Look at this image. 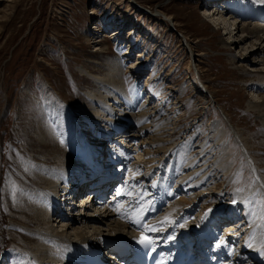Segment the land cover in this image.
<instances>
[{"label": "rangeland", "instance_id": "1", "mask_svg": "<svg viewBox=\"0 0 264 264\" xmlns=\"http://www.w3.org/2000/svg\"><path fill=\"white\" fill-rule=\"evenodd\" d=\"M215 1L222 6L230 3L229 0ZM232 2L231 7L240 11H247V4L258 12L264 9L260 4L263 2ZM211 5L213 0H0V193L3 191L1 203L4 209L0 210V227L4 232L0 240V264H36L32 251L37 244L30 242V235L35 231L26 229L28 225L23 226L22 215L32 217L34 211L25 203L36 205L35 197L31 201L32 195L40 194L43 190L31 184L42 182L41 170L59 173V163L48 165L41 162L54 154L59 155V160H64L60 151L70 155L69 144L62 140V136L64 132L73 133L76 129L75 123L83 113V107L94 104L100 112L105 108L97 105L93 98L95 93L103 91L84 72V69L94 75L104 72L101 66L106 61L93 53L96 45L108 48L109 54L105 59L121 60L125 71L135 65L131 68L132 73L127 75L129 91L134 87L139 88V105L149 98L148 108L152 118L148 122H138V106L132 112L133 118L130 115L126 121L119 118V122L123 123L117 124L123 127L129 122L132 127L130 134L134 139L144 141L143 146H138L139 142L126 144L127 139L114 136L127 148L129 159L134 157L131 162L139 161L144 165L135 172L140 173L137 177L141 175L138 187L152 190L155 178L147 180L153 171L154 175L163 174V181H167L172 173L169 169L176 164L174 160L170 161V157H159V149L156 145H150L153 139L149 137L159 131L156 127L159 124L165 125L166 139L169 140L167 148L171 151L180 145L174 150L182 151L175 168L177 171L174 174L178 177L174 180V189L181 185V182L177 183L185 174L181 166L189 164L190 158L193 161L205 154L203 156L208 159V165L226 159L224 168L229 169L228 175L224 177L218 173L216 179L208 180L206 185L216 191L213 195L210 191L206 192L208 197L204 194L208 204L202 203L203 208L209 209L216 204L226 206L235 194L240 196L255 183L264 181V124L257 110L253 109L255 96H264V90L255 86L259 83L257 72L249 73L252 69L247 64L234 62L245 51L238 48V43L228 47V31L218 29L204 15V9ZM262 16L263 20L248 16L243 21L263 25ZM168 17L172 21L168 22ZM117 28H120V35L110 40L105 38ZM129 32L133 33L129 40L133 44L130 54L126 43ZM96 39L103 42L89 45ZM263 58L256 55L258 61ZM98 61L103 62L102 65ZM263 63L256 67L257 71L263 72L262 76ZM203 86H207V90ZM53 110L56 112L52 113ZM60 117L65 121L56 123L54 120ZM48 122L52 126L47 125ZM144 126L150 127L152 133L148 131L143 136L132 133ZM218 127L225 131L220 145L214 133ZM81 132L77 134L91 136L89 132ZM53 141L57 144L41 152L42 146ZM223 144L226 146L225 152L221 151ZM140 147L141 151L137 153L136 149ZM149 161L154 164L148 165ZM161 163L165 164L164 168H161ZM210 168L205 171H210ZM184 186L190 195L180 190L182 193L174 203H193L192 189L185 183ZM261 188L252 192V195L255 193L253 198L248 196L250 200L245 198L235 214L227 213L228 210L223 212L224 216L231 218L228 222L234 224L243 217L252 221L254 232L258 231L254 241L260 238L257 244L260 253L264 252V188ZM77 198L71 200L72 205ZM9 207L22 208L23 211H14L13 214ZM78 209L76 206L72 210L69 207L68 214L72 217ZM53 223L58 225L56 230L60 233L68 228L61 227L58 221ZM226 223L220 225L224 227ZM85 227L82 230L84 234H95L94 230ZM223 227L220 233L226 235ZM99 231L105 238H113ZM251 235V230H248L239 241L233 238L232 246L243 252L246 248L243 240H249L248 237L252 239ZM65 237L78 242L75 231L71 229ZM95 242H98L97 239ZM245 250L248 254L244 253L242 258L246 256L248 259L254 255L253 251Z\"/></svg>", "mask_w": 264, "mask_h": 264}, {"label": "bare ground", "instance_id": "2", "mask_svg": "<svg viewBox=\"0 0 264 264\" xmlns=\"http://www.w3.org/2000/svg\"><path fill=\"white\" fill-rule=\"evenodd\" d=\"M220 1L222 2V0ZM229 1H230L229 5L222 6L220 5L221 3H218V1L216 2L215 0H213V5L204 9L206 12L204 15L209 17L212 20L213 25L216 26L218 29L220 30L225 29L226 31H228L227 35L229 36V42L226 43L228 47L236 46L235 44L238 43V48H242V51H245V53L241 56V58L234 60V62L238 61L237 64L238 63L247 64L252 69L249 70V73L257 72L256 76L259 83L256 84L255 86L259 89L264 90V76H262L263 72L260 70L257 71L258 69H256L257 65H260V62H264L263 60L264 58L262 59V61L256 60L257 54L261 57H264L263 56L264 55V24L260 25L256 22L251 24V22L244 23L245 21H243L248 16L250 17V19H252V17H255L263 20L262 15H264V9L259 10L258 12L256 10H253L254 8L250 7V5L247 4V7L245 6L247 11L246 10L240 11V9L238 10L235 7H231L230 4H233L234 2L231 3V0ZM247 1H250L252 3L253 1L257 3L260 2L264 3L263 0L262 1L247 0ZM214 3H216V5H214ZM260 4L264 7V4L262 3ZM93 12L94 11H92V13ZM237 18L241 20L240 21L238 20L239 21L238 22ZM167 21L170 22L172 21V19L168 17ZM236 27L237 29H235ZM94 29H96V27ZM119 31L120 28H117V30H115L113 34L110 33L111 35H109V37L108 36L107 37L104 36V37L110 40L111 38L120 35L121 32ZM235 31H238L237 34H234ZM129 34L130 36H128L126 43L128 44L127 49H128V53L130 54L133 49V44H131V41L129 40H131L133 33L129 32ZM102 42L103 40L96 39L94 42H90L89 45H94V43L96 45V43L100 44ZM95 48L96 49L94 50L93 53L98 54L100 56V59L106 61V63L103 65H102L103 62L101 63V61H98V63L102 65L101 68L104 67L103 68L104 72H100L95 75L88 73L85 69L84 72L90 76L89 79L93 81V84H96V87H98L100 91H103V92L99 91L100 94L95 93V95H93V98L95 99V102L98 103V104L96 103L97 105H100L101 107L105 106V108L100 112L99 108L95 107L96 105L94 106V104L85 105L83 107L84 111L82 114L79 115V118L76 120L75 123L77 125L76 129H74L73 133L64 132L65 134L62 136V140L63 141L65 140L69 144L68 152L69 151L71 152L70 155L65 153L66 151L64 152L60 151V154L62 156L64 155L65 158L64 160H59L58 158L59 155L56 154L55 156L54 154L51 156L48 155L49 157L47 156V158H43L45 161L43 160V162H41L48 165L49 164L54 165L57 162V164L59 163L58 167H60L61 170L57 174H52L50 172L45 173L43 170H41L40 174L42 177L41 178L42 182H38L39 184L33 183L31 185L40 186L41 190L43 191H41L40 194H38L39 193L38 192L36 195L34 196L32 195L31 201L33 202V198L35 197L36 205L32 206L31 203L28 202L25 203L26 206L30 207V209L34 211L32 212V217L22 215V219H23L22 224L25 227L28 225L26 229L32 232L35 231L30 235L32 237V240H30V242L37 244L35 250L32 251V253L36 257V261H35L36 264H79L80 262L83 261L84 257L88 255V251H91V249L94 250L96 248L95 247L96 243H98L99 240H101L102 238H105L104 235L100 233L99 230L109 234L105 236L113 237L111 239L131 237L132 234H134L132 227H134L137 224V222L140 220L139 218L143 215V211L147 206H154L155 208L162 209V206L166 205L165 201L167 203L168 201L169 202L171 201L170 190L172 186L170 187L167 186L169 180L164 185L166 189L164 187H159V186L156 189L157 187L156 183L154 184L155 189L159 190L160 193L163 194V196L162 198L158 199V201L151 200L149 202H146L147 201L146 197L144 196L140 197L139 196L141 195L140 193L137 194L139 197H135V193L130 192L131 187L129 185L130 182H128L129 192L125 194L126 201L124 202V204L117 206V208L114 209V211H111L109 209L107 211H104V209H102L98 217L96 214H93L91 212L87 216L82 218L77 217L76 214L72 215V217L70 213L68 214L69 207H71L70 201L73 198H75V196L78 197L76 199L78 203L76 204V208L79 209L82 208L81 212L80 213L78 212L79 215H82L84 207L85 208L88 207L89 197L87 198L88 196L87 193L85 192L76 193L75 188L78 187L77 185L78 182L86 181L88 177V173H85L86 172L85 168L92 165L100 166V162H103L105 161L106 158H108L106 157V155L113 156L110 159V161H112V164H114L115 166L118 165L119 169H123L122 172H125V174H129V179H131V182L135 180V178L136 181L139 180V177L141 175L137 177L140 173H135V172H137L139 168L140 169L143 168L144 165L141 164V162L139 161L137 162L135 161V163L131 162L132 160H134V157L131 156V159H129L130 155L129 157L127 156V150H126L127 148H125L123 145H121V143L116 141L115 140L116 137L114 136L119 135L120 139L122 138L127 139L128 142L126 144L130 142H134V144L136 142H139L138 146L142 147L144 141L141 142V140L140 141L136 140L134 139L133 135L130 134L132 131L131 130L132 127L130 126L129 122L128 124L126 123L127 125L124 124L125 126L123 127L117 126L118 123L121 125L123 123V122H119V118H123L125 121L127 120L126 118L128 117V115H130V117L133 118L134 114L132 115V112L137 110L138 106L140 107L138 109V115H139L138 122L144 124V122L152 118V116L149 114L150 109L148 108L149 98H145V100L141 102V105H139L138 102L140 100V91L138 90L139 88L134 87L129 91L127 85L128 83L127 75L129 73H132L131 68H133L135 65L131 66V68H126L125 71L122 68L123 65L121 60L119 59L115 60L112 58L105 59V57H107V55L109 54L108 48L98 47L97 45L95 46ZM262 65H264V63ZM241 66L242 65H240V67ZM203 87L205 90H207V86L206 87L203 86ZM148 94L150 93L148 92ZM255 98H254L256 100L255 105L252 103L251 104L252 106L254 105L253 109L257 110V112L259 113L260 120H262L264 124V96L262 97L255 96ZM55 112L56 110L52 111V113ZM54 121L56 123L59 122V124H61L65 121V119L60 117ZM47 125L52 126L49 122L47 123ZM102 125L105 127H103ZM156 127L159 129V131L155 132L154 134L150 132V127H145V126L139 127L137 132L134 131L132 133L137 136L139 135L143 136L145 132L149 131L150 134L152 133L149 139L150 138L153 139V143L151 142L150 145L153 147L156 145L155 147L159 149V151L157 152L159 154V157L160 155L162 157L167 156V158L170 157L169 158L170 161L174 160V162H176V164H174L172 168L169 169L172 171V173L168 170V172H170L169 177L171 178L170 180V185H171L174 179L178 177V176L175 177L176 174L174 173L177 171V169L175 168L177 166L178 160L182 157V151L179 149L176 151L174 150L177 147L179 148L180 145L176 146V148L174 147V149L170 151L167 148V143L169 140L166 139L167 136L165 134V129H164L165 125L159 124V127L158 126ZM56 131L59 130L56 129ZM79 131H82L81 133L84 134L86 132L87 133L89 132L90 133L89 135H91L88 136L89 140L88 137L87 136L85 137L83 134H80L79 136L77 134L79 133ZM214 131H215L214 133H216V137L218 138L217 143H219L220 145V142H222L225 138L224 137L225 131L224 130L222 131L221 128L219 127L216 128ZM54 143L56 142L53 141V143L51 142L46 143V145L42 146L41 152H45V150L48 149L49 146H52V144ZM141 147L136 149L137 153L141 151ZM222 148L223 150L221 151L225 152L226 146L224 145V147ZM218 149L219 148H217V150ZM202 150L200 153H202ZM147 155H150V152H147ZM203 155L205 156V154ZM174 156L176 157V159L171 158V157L175 158ZM202 156L200 159L197 158L193 161L192 158H190L188 161L189 164L185 166L187 170H185L184 165L181 166L185 174L184 175L182 174L183 176L180 178V181L177 182V183L181 182L180 185L181 187L179 186L177 188L179 194L183 192V193H189L190 195V192L186 190L184 183L186 184V186H189L192 189L191 194L193 192V195H191V201L193 203L192 204L191 203L182 204L181 202L171 203L167 209L161 212L155 220H153L151 223L148 224V226H146V229H148L149 231H156V229L154 228L156 226L158 227L159 225L160 226L163 225L166 228H168L171 225H173V223H176L177 226L179 225V223L185 225V223H187L188 220L187 218L188 214H191L194 211L198 212L202 210L204 214L201 215L202 216L207 215L208 217H210L211 221L214 222L215 225L218 223L222 224L227 222L224 225L225 228L224 233L226 234L225 235L226 237L236 238L239 241L240 239H242V234H245L246 232H248V230H251L253 235V236L251 235L252 239L251 237H248V239L250 238L249 240L247 241L245 239L243 240L244 245H246V249L254 252L253 255L254 259L251 257L252 259H250L251 260L250 262L252 264H264V252L260 253V248H257L258 247L257 244L259 243L260 238H258V241H254L255 237L258 236L257 235L258 231L254 232L255 229L253 227V223H251L252 221L247 220L246 217H243L242 220L239 219L238 221H235L234 224L231 221L228 222V220L229 219L231 220V218L224 216L223 213L224 211L228 210L227 213H231L232 215L235 214L238 211V209L243 205L245 198H248L249 195H250L249 196L250 199L253 198L252 196L255 193L252 195V192L254 190L261 187L264 188V184H263L264 181L255 183L256 185H254V187L249 188L250 190H248L244 194H241L240 196L235 194L234 196H232V198L229 200L230 202L226 206L220 204L211 208L210 210H208L205 207L203 208L202 203H205L204 205L208 204L207 203L208 201H206L208 197L206 192L210 191L209 193L213 195L216 191L215 189H212L211 186L209 187V185H206V183H208L209 179H212L215 176L217 177L218 173L222 174V176L224 177L227 176L229 169L224 168L225 167L224 163H226V159L224 158V156L222 157L224 158L223 160L214 161L212 164L209 165H208L209 163L208 159ZM99 157H101V159ZM75 159H77V161ZM53 160L54 162H52ZM96 160L98 161L96 162ZM160 160L162 162L163 158H161ZM153 164L154 163L152 161H149L148 165H153ZM162 164L163 163H161V168H164L165 164H163V166ZM133 166L136 167L134 168ZM209 166H211L210 168L211 170L206 172L205 170L209 168ZM128 167L130 170L128 169ZM149 167L150 166H148V168ZM97 168L99 169V167ZM214 170L216 172L218 170L219 171L217 173L216 172L214 173ZM2 179L3 178H1V180ZM119 182L122 181L120 180ZM164 191L166 192L164 193ZM197 191H199V193H196ZM73 193H75L76 195H74ZM2 194L3 191H1L0 193V210L4 211L1 203ZM204 194H206L207 197L206 196L204 197ZM188 206L190 207L189 209L186 208ZM20 207L21 206H19L18 208ZM9 209L13 213L14 211H19L22 208L17 210L9 207ZM21 211H23V209ZM64 213L65 216L61 215ZM2 214H4V212ZM197 214H199V212L196 213V215ZM12 217L14 219L16 218L14 216ZM54 221H58V223L61 224V227H65V228L68 227L67 230L65 231L62 230L63 232L60 233L58 230H56L58 229V225L56 226V224L53 223ZM84 225L88 227V229L94 230L95 234L91 236L84 234V232H82ZM255 226H257V224ZM39 227L41 230L39 229ZM193 227H194L193 225H190L188 231L190 232V229ZM70 229L75 231L78 242L69 239V237H65L67 236L68 231ZM171 230L175 232L174 229ZM242 230H244V232H239ZM19 232H21L22 234V231L19 230ZM3 235L4 232L2 233L0 227V240L3 239L2 238ZM96 239L98 242H95ZM91 242L93 245L89 244ZM229 246H230L229 244L227 245L225 244L224 251L227 252L229 260L233 261L234 257L238 256V254L237 251L234 250V248L232 251H230ZM246 251L244 248V251L241 253V256L244 253L245 255L248 254L246 253ZM235 260H238V258H236Z\"/></svg>", "mask_w": 264, "mask_h": 264}, {"label": "snow or ice", "instance_id": "3", "mask_svg": "<svg viewBox=\"0 0 264 264\" xmlns=\"http://www.w3.org/2000/svg\"><path fill=\"white\" fill-rule=\"evenodd\" d=\"M141 244H143V245H145V246H147V244L149 243V241L147 240V238L146 237H141V240L139 241Z\"/></svg>", "mask_w": 264, "mask_h": 264}]
</instances>
